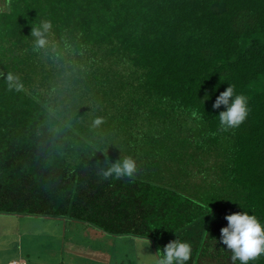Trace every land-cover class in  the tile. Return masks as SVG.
I'll return each mask as SVG.
<instances>
[{"label": "trees", "instance_id": "1", "mask_svg": "<svg viewBox=\"0 0 264 264\" xmlns=\"http://www.w3.org/2000/svg\"><path fill=\"white\" fill-rule=\"evenodd\" d=\"M229 85L249 114L224 131ZM126 158L131 179L103 178ZM243 211L264 223V0H0V215L145 241L139 264L176 236L188 264H232L215 240Z\"/></svg>", "mask_w": 264, "mask_h": 264}, {"label": "rangeland", "instance_id": "2", "mask_svg": "<svg viewBox=\"0 0 264 264\" xmlns=\"http://www.w3.org/2000/svg\"><path fill=\"white\" fill-rule=\"evenodd\" d=\"M36 219V222L31 219L28 226H25L26 220L24 222L0 215V248L4 247L0 253V261L18 257L19 255L16 256L15 253H12L17 246L22 247L23 251L28 253L27 259L30 257L34 260L32 264H96L95 261H104L107 258L106 254H104L106 257L92 255V249L97 247L99 249L100 246L103 249L114 248L116 250L117 257H115L113 264H123L125 260L122 256L127 253L135 259V262L138 260L137 264H139V261L140 263L143 260L146 261L147 257L142 255L139 257L141 250L150 253L149 245L145 241L133 240L129 236H112L105 232H98L94 228H89V231L88 229L82 231V226H76L78 229L74 228L70 233V225L67 223L63 227L61 222H49L50 220L43 222L41 219ZM31 225H34L33 230L30 229ZM69 235H72L70 238L81 236L85 240L81 243L77 240L76 246L70 243ZM86 236L92 240H88ZM98 237H101L102 240H97ZM88 247L92 250L90 254L83 251L84 249L87 251ZM12 264H25V262L17 260L13 261ZM148 264L154 263L150 261Z\"/></svg>", "mask_w": 264, "mask_h": 264}, {"label": "clouds", "instance_id": "3", "mask_svg": "<svg viewBox=\"0 0 264 264\" xmlns=\"http://www.w3.org/2000/svg\"><path fill=\"white\" fill-rule=\"evenodd\" d=\"M51 27V22L45 21L40 28L33 30L32 35L36 38L37 47L46 45L45 33ZM210 98V94L206 92L202 102ZM212 107L214 110L223 108L217 117L219 126L224 131L238 128L249 114L247 97L237 94L233 85H229L216 97ZM99 123L101 121L97 120L96 124ZM135 171V162L131 158H126L111 164L102 171V175L104 179H131ZM225 219L227 226L221 228L219 240H214L215 246L220 244L225 246L223 249L231 252L232 264H237V262L238 264H250L264 254V223L246 211L229 214L225 216ZM191 256V244L181 241L176 236V239L164 246L157 264H188Z\"/></svg>", "mask_w": 264, "mask_h": 264}, {"label": "crops", "instance_id": "4", "mask_svg": "<svg viewBox=\"0 0 264 264\" xmlns=\"http://www.w3.org/2000/svg\"><path fill=\"white\" fill-rule=\"evenodd\" d=\"M3 248H4V247H3ZM19 260H22L23 262H25V260L22 259V258L19 259ZM13 261H17V260L11 259L10 262H9L8 264H12ZM5 262H6V261H3V260H2V261H0V264H4Z\"/></svg>", "mask_w": 264, "mask_h": 264}]
</instances>
